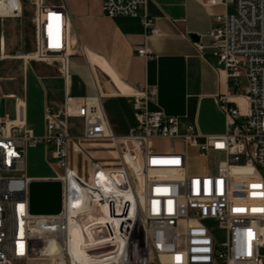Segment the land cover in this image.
Instances as JSON below:
<instances>
[{
  "label": "built area",
  "instance_id": "obj_1",
  "mask_svg": "<svg viewBox=\"0 0 264 264\" xmlns=\"http://www.w3.org/2000/svg\"><path fill=\"white\" fill-rule=\"evenodd\" d=\"M6 2L9 10L0 16L21 14V0ZM144 2L101 0L100 8L108 17H136L148 34H157ZM31 3L28 57L58 61L66 78L71 42L64 3ZM202 3L229 7L212 16L208 31L222 78L216 105L224 131L199 141L190 125L179 132L176 116L148 109L152 85L131 94L133 125L120 137L109 131L98 92H65L60 107L44 110L40 135L26 126L24 103L15 99L14 117L0 114V264H80V255L83 264H264V0ZM69 117L81 119L83 137L113 139L119 167L93 164L88 180L75 173L67 164ZM154 137L180 146L160 150L151 144ZM39 142L51 146L46 162L53 172L48 179L60 184L57 213L28 212L26 149ZM190 153L202 169L190 168ZM210 222L223 231L222 241ZM74 227L77 242L69 232Z\"/></svg>",
  "mask_w": 264,
  "mask_h": 264
},
{
  "label": "crops",
  "instance_id": "obj_2",
  "mask_svg": "<svg viewBox=\"0 0 264 264\" xmlns=\"http://www.w3.org/2000/svg\"><path fill=\"white\" fill-rule=\"evenodd\" d=\"M44 1L50 5L63 2L68 15L67 76H62L56 60L28 57L34 47V10L30 5L28 22L22 1L21 14L0 16L1 115L13 118L15 99H21L26 126L40 135L44 110L60 107L65 92L71 97L98 92L109 131L120 137L133 125L131 94L143 85H152L155 95L148 101V109L159 108L176 116L179 132L190 125L199 141L204 135L224 131V117L216 105L222 78L215 69L208 31L212 16L229 7L205 6L203 0H145L143 10L158 28L151 35L136 17L104 15L101 0ZM140 48L145 49V56L137 53ZM67 122V164L75 173L88 180L93 164L103 169L119 167L113 139L85 138L80 118L69 117ZM157 142L176 143L152 138L153 147ZM50 147L39 142L26 149L24 173L28 178L53 175L46 162ZM136 178L139 183L140 177Z\"/></svg>",
  "mask_w": 264,
  "mask_h": 264
},
{
  "label": "water",
  "instance_id": "obj_3",
  "mask_svg": "<svg viewBox=\"0 0 264 264\" xmlns=\"http://www.w3.org/2000/svg\"><path fill=\"white\" fill-rule=\"evenodd\" d=\"M193 37V35H190ZM60 210V184L52 179H30L28 181V212L30 214H52Z\"/></svg>",
  "mask_w": 264,
  "mask_h": 264
},
{
  "label": "rangeland",
  "instance_id": "obj_4",
  "mask_svg": "<svg viewBox=\"0 0 264 264\" xmlns=\"http://www.w3.org/2000/svg\"><path fill=\"white\" fill-rule=\"evenodd\" d=\"M22 1L24 3V6H25L26 15L28 16V22H30V18H29L30 15H31L30 5L33 6V4L31 3L32 0H22ZM33 10H34V6H33ZM238 80H239L238 88H239V90H242L245 87V85H246V79H245L244 76H240L238 78ZM168 145L170 146V148H177V147L180 146L179 143H177V142L176 143L172 142L171 144H167V143H163V142L162 143H159V142L155 143L156 148H158L160 150H164ZM188 162H189V166H190L191 169H193V168L202 169L203 168V166L201 164H197L195 166L196 160H195V158H193L191 153L189 155ZM136 193H139V192L136 191ZM209 227H210L213 235L215 236L216 240L217 241H222L223 238H224V233H223V231L221 229H219L217 227L216 223L215 222H210L209 223ZM219 264H222L221 261H219Z\"/></svg>",
  "mask_w": 264,
  "mask_h": 264
},
{
  "label": "bare ground",
  "instance_id": "obj_5",
  "mask_svg": "<svg viewBox=\"0 0 264 264\" xmlns=\"http://www.w3.org/2000/svg\"><path fill=\"white\" fill-rule=\"evenodd\" d=\"M9 4L8 2H6V0H0V13H5L9 10ZM80 230V228H79ZM85 230V234L89 237V230L87 228L84 229ZM70 234L72 236V238L75 240V242L79 241L81 239V236L79 234V231L77 229V227H74L72 229H70ZM80 255V254H78ZM79 259V263L83 264L85 263L84 260L81 259V255L78 256Z\"/></svg>",
  "mask_w": 264,
  "mask_h": 264
}]
</instances>
